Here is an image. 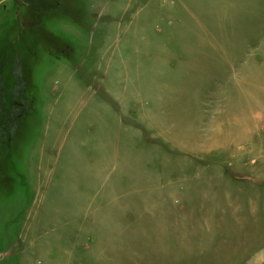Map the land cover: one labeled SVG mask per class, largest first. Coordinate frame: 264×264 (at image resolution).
Masks as SVG:
<instances>
[{
  "label": "rangeland",
  "instance_id": "rangeland-1",
  "mask_svg": "<svg viewBox=\"0 0 264 264\" xmlns=\"http://www.w3.org/2000/svg\"><path fill=\"white\" fill-rule=\"evenodd\" d=\"M43 2L0 0V264H264V0Z\"/></svg>",
  "mask_w": 264,
  "mask_h": 264
},
{
  "label": "crops",
  "instance_id": "crops-1",
  "mask_svg": "<svg viewBox=\"0 0 264 264\" xmlns=\"http://www.w3.org/2000/svg\"><path fill=\"white\" fill-rule=\"evenodd\" d=\"M258 200H261V206ZM240 220L237 223H239L241 230L248 232L247 235H242V239L247 238L248 241H253V243L249 242V246L252 248L264 245V193H259V195L257 193L250 197L248 214H243ZM255 232H259V236Z\"/></svg>",
  "mask_w": 264,
  "mask_h": 264
},
{
  "label": "flooded vegetation",
  "instance_id": "flooded-vegetation-1",
  "mask_svg": "<svg viewBox=\"0 0 264 264\" xmlns=\"http://www.w3.org/2000/svg\"><path fill=\"white\" fill-rule=\"evenodd\" d=\"M52 2H53V0H45V2H43L42 5H40V6H42L45 9H49L50 7H51V9H53V7H55L56 5L58 7L61 5L59 2H57L55 5L52 4ZM43 8H42V10H43ZM38 12H39V10H38ZM40 12H42V11H40ZM22 107H23V104L22 103H16V109L21 108L19 110L22 111ZM20 114H22V113H20Z\"/></svg>",
  "mask_w": 264,
  "mask_h": 264
}]
</instances>
